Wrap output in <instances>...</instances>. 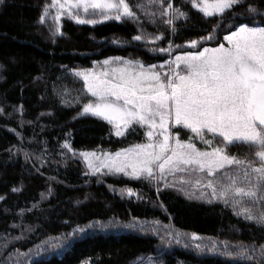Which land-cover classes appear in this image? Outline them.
Wrapping results in <instances>:
<instances>
[{
	"label": "trees",
	"instance_id": "obj_1",
	"mask_svg": "<svg viewBox=\"0 0 264 264\" xmlns=\"http://www.w3.org/2000/svg\"><path fill=\"white\" fill-rule=\"evenodd\" d=\"M168 2L125 0L136 19L124 16L122 9L85 13L71 8L54 19L49 13L58 11L52 6L43 24L40 18L52 0L0 3V264H264V225L246 220L233 206L239 201L258 217L264 203H250L231 191L221 196V186L228 184L222 173L240 183L236 165L206 178L203 196H196L186 191L184 179L158 184L153 178L93 174L80 156L81 151H117L141 143L145 133L135 128L116 136L108 121L81 114L95 98L74 70L112 57L158 65L172 54L193 51L191 41L202 40L201 50L224 43L223 37L241 23L264 26V20L246 12L247 5L264 12V0H242L240 6L211 17L199 10L203 0H196L199 7L191 0H171L173 8L186 14L172 25L165 23L169 15H161ZM73 16L96 22L80 24ZM137 35L141 40L133 39ZM209 35L213 38L203 39ZM169 44L170 51H159ZM173 133L207 146L191 130L177 126ZM221 140L213 145L260 166L255 150L225 147ZM65 142L71 151L64 148ZM126 189L138 194L121 195ZM99 224L116 226L87 228ZM127 224L135 226L124 227ZM77 228L86 231L73 236ZM178 234L221 241L215 247L242 244L243 254L233 259L203 241L179 239ZM58 239L64 246L52 248ZM247 253L253 256L245 259Z\"/></svg>",
	"mask_w": 264,
	"mask_h": 264
},
{
	"label": "snow or ice",
	"instance_id": "obj_2",
	"mask_svg": "<svg viewBox=\"0 0 264 264\" xmlns=\"http://www.w3.org/2000/svg\"><path fill=\"white\" fill-rule=\"evenodd\" d=\"M0 3H3V0H0ZM191 3L193 7H199L196 0H191ZM241 3L242 0H211V3L209 0H203V6L199 7V10L205 16L211 17L214 14L222 15L226 10L240 6ZM65 5L69 8L83 7L85 13L90 7L116 13H120L122 9L124 16L136 19L125 0H119L118 3H112L111 0H65L64 3H61V0H52V5L44 9L40 18L41 24L48 15L49 7L56 6L59 13ZM169 10L172 15L165 21L168 25H172L173 20L180 17L186 18V14L179 8H173L171 0L161 15H167ZM246 12L253 19L260 17L264 20V12L253 5H247ZM72 18L80 24L96 22L80 19L79 16ZM105 18L108 16L105 15ZM114 18L119 20L121 16L117 14ZM54 19H59V15ZM149 22L154 23V20ZM212 38L209 35L203 39ZM223 38L228 42V47L220 44L216 48L205 47L203 51L176 56L175 61H166L169 71L163 73L156 69H163L164 65H149L145 69L139 61H124L120 57L114 59L121 61L123 67L112 69L111 75L108 72L99 75L74 73L82 77L87 92L95 98L94 102L83 106L81 114H91L115 124L117 136L123 133L122 125L127 129L133 124L146 125L150 141L154 136L153 130L159 129V135L162 136L157 142L124 150L123 158L122 153L117 152L114 158L102 162L98 167H93L90 163L89 167L93 173L107 168L109 172H123L127 175L129 173L126 170L131 169L130 174L134 178L143 176L145 179H152L154 167L163 174L166 168L174 172L181 170V165H194L198 166V170L206 169L209 176H214L226 165H236L239 168L236 177H240V183L228 173H222L227 177L228 184L227 187L221 186V196L231 191L235 196L248 197L250 203H264V26L259 23L252 26L241 23ZM133 39L139 41L141 36L137 35ZM197 43L191 41V46L195 48ZM170 49L171 44L168 49L160 48L159 51L166 52ZM104 64H109V61H104ZM67 94L62 92L61 96ZM177 126L191 130L208 145H212L217 138H222L221 142L225 147L243 145L249 151L255 150L254 154L259 159L260 166H253L251 160L229 156L220 147H214L211 152H207L200 151L193 143H183L178 134L173 136L170 131V127ZM205 133H211L212 138L204 139ZM170 140L175 141V147L170 146ZM64 148L71 151L67 142ZM24 155L25 159H28V154ZM81 155L87 158L88 154ZM91 155L94 156L95 153ZM196 170L197 168L192 169ZM160 178L162 177L156 178L157 182ZM241 184L247 185V189L240 186ZM208 186L212 187L211 181ZM215 193L216 189L213 187V195ZM128 195H133L131 190ZM227 203L225 200L226 205ZM244 211L247 212L246 220H255L258 226L264 225V213L256 217L248 209ZM110 226L115 227L116 224L88 225L87 228L104 229ZM134 226L124 225L126 228ZM85 231L86 228H77L73 230L72 235ZM63 246L64 242L59 239L51 244L52 248ZM237 254L242 255L243 250ZM247 258L245 256V259Z\"/></svg>",
	"mask_w": 264,
	"mask_h": 264
},
{
	"label": "rangeland",
	"instance_id": "obj_3",
	"mask_svg": "<svg viewBox=\"0 0 264 264\" xmlns=\"http://www.w3.org/2000/svg\"><path fill=\"white\" fill-rule=\"evenodd\" d=\"M64 2H65V0H62V3H64ZM111 2L112 3H118L119 0H111ZM54 8H56V7L54 6ZM67 8H69V7L67 5H65V8L64 9H67ZM71 9L72 10L73 9H76L77 11L84 12L83 7H80V8H71ZM165 9H167V7ZM88 12L111 13V12H114V11L109 12L106 9H96V8H91L90 7L88 9ZM62 14H64V13L62 12V10H60L59 13L56 12V15H55L54 9L52 10L51 14L49 13V15H51L52 17L53 16L56 17L57 15H59V18L62 17ZM167 15H169V17L172 15V13H171L170 10L168 11V14ZM249 26H251V25H249ZM196 41L198 43H197V47H195V48L191 46V43H189V47L190 48H193V51L177 53L175 55L172 54L171 57L167 61H175L176 56H183V55H185L187 53H196L198 51H203V49H201V50L198 49V47L203 43V41L202 40L201 41L196 40ZM222 44H224L225 47H228L229 46V44H228V42L226 40H224V43H222ZM219 45L208 46L207 48H216V47H219ZM106 60L109 61V64H107V65L104 64V61H106ZM123 60L124 61H128V60H131V61H139L140 63L143 64V62H141L138 59L123 58ZM159 65H164V68L163 69H159L158 68L156 70L161 71L162 73L169 71V68H168V65H167L166 62L161 63V64H158V66ZM144 66H145V69L148 68V66H146V65H144ZM117 67H123V64L121 63V61L115 60L114 57H112V58H107V59L103 60L100 63H96L94 65V67H92V68L74 70V73L80 72V73H92V74L99 75L102 72H108L111 75L112 69L117 68ZM181 68H183V65H181ZM79 78L82 79V77H79ZM85 87H86V85H85ZM86 89H87V87H86ZM111 125H112V128H113V132L116 135V127H115V124H111ZM121 127H122V130H123V133L120 136H123V135L127 134L128 132H130V130H133V129L137 128L139 130H143V132L145 133V140L143 142H141V143H135V144H133L131 146L121 148V149H119L117 151H107V150H98V149L97 150H91V151H81L80 152V156H81L82 160L85 162L86 166L88 167L89 172L93 173L92 168L89 167V164L90 163L92 164L93 167H98L102 162H105V161L109 160L110 158H114L115 157V154L117 152H121L122 153V157L121 158H123V152H124V150L133 148L136 145L148 144L150 142H157V141H159V140L162 139V136L159 135L160 130L159 129H156V130H153L154 136L152 138V141H150L149 138H148V136H147V132L149 131V129H148V127L146 125H136V124H133V125L129 126L127 129H124L123 128V125ZM173 128H175V127H170V131L172 132L173 136H176L177 134L173 133ZM206 134H208V133H205L204 139L206 137ZM209 134H211V133H209ZM208 139H211V137H208ZM180 141L183 142V143H189V142L190 143H193L192 141H183L181 139H180ZM169 143H170V146L171 147H175V141L174 140H170ZM205 145H207V146H205V147L196 146V145L195 146L200 151H207V152H211L214 147H219L218 145H215L214 146L213 143H212V145H208V144H205ZM93 153H95L94 156L91 155ZM81 154H88L87 155V158H85V156L84 155H81ZM231 166H233V165H226L224 169H226L228 167H231ZM180 168H181V170H177V171H174V172H170L166 168L165 172L163 174H160L159 173V169L154 167V170H153L154 171V177H153V179L157 182V179L156 178L157 177H162V178L159 179L158 184H162V183L166 184V182L168 183L172 179H174L176 182L181 183L182 181H180V180L184 179V180L187 181L185 183V188L187 189L186 191L189 190L193 195L195 194L196 196H203V194H204L203 191L206 189V178L211 177V176L208 175L207 170L205 169L204 171H200V170H198V166H194V165H192V166H183V165H181ZM193 168H197V170L196 171H192ZM224 169L218 170L215 173V175L218 174L219 172H221ZM126 171L129 174L126 175L123 172H115V171L109 172V170L107 168H102L100 172L93 173V174L115 173V174H121V175H125V176H128V177L134 178L130 174L131 173V169H127ZM199 185H201V186H199ZM129 190H131V189L121 190V195L130 196V195H128ZM131 192L133 193L134 196L138 194L137 192H134L132 190H131ZM233 206L239 212V214L242 217L245 218V216L247 215V212H245L244 210L246 208L242 207V205H238L237 203H234ZM252 215L255 216L253 213H252ZM249 221L256 223L255 220H249ZM177 237L179 239H183V237H184V238H186L188 240H192L194 242L195 241L196 242L203 241L204 244H206V245H212L213 249L214 248H217L219 250H222V251H220V253H223L224 256H227V257H230V258H233V259H236L235 257H238L239 256L236 252L239 251V250H242L241 249L242 244H232L231 246H227V247L226 246L225 247H222V246L215 247L216 246L215 243L219 245V244H221V241H216V240H213L212 238H204V237L200 238V237H197V235H188V234L187 235H184V236L178 234ZM197 238H199V239H197ZM245 256L249 258L250 256H253V255L247 253L243 257L245 258ZM262 258L264 259V256Z\"/></svg>",
	"mask_w": 264,
	"mask_h": 264
},
{
	"label": "crops",
	"instance_id": "obj_4",
	"mask_svg": "<svg viewBox=\"0 0 264 264\" xmlns=\"http://www.w3.org/2000/svg\"><path fill=\"white\" fill-rule=\"evenodd\" d=\"M229 35V34H228Z\"/></svg>",
	"mask_w": 264,
	"mask_h": 264
}]
</instances>
